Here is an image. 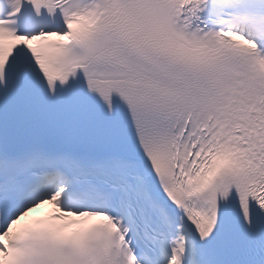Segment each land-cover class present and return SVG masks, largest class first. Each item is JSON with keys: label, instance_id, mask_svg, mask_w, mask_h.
I'll return each instance as SVG.
<instances>
[{"label": "snow or ice", "instance_id": "1", "mask_svg": "<svg viewBox=\"0 0 264 264\" xmlns=\"http://www.w3.org/2000/svg\"><path fill=\"white\" fill-rule=\"evenodd\" d=\"M0 264H264V0H0Z\"/></svg>", "mask_w": 264, "mask_h": 264}]
</instances>
